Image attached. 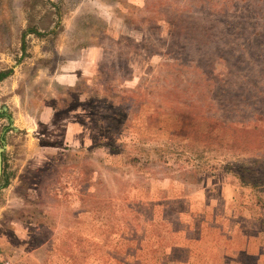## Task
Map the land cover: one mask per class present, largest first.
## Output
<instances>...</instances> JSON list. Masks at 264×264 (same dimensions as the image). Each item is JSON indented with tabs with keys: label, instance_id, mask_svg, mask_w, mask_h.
I'll list each match as a JSON object with an SVG mask.
<instances>
[{
	"label": "rangeland",
	"instance_id": "1",
	"mask_svg": "<svg viewBox=\"0 0 264 264\" xmlns=\"http://www.w3.org/2000/svg\"><path fill=\"white\" fill-rule=\"evenodd\" d=\"M263 119L264 0H0V256L264 264Z\"/></svg>",
	"mask_w": 264,
	"mask_h": 264
},
{
	"label": "trees",
	"instance_id": "2",
	"mask_svg": "<svg viewBox=\"0 0 264 264\" xmlns=\"http://www.w3.org/2000/svg\"><path fill=\"white\" fill-rule=\"evenodd\" d=\"M191 60L193 61L192 58H191ZM206 60H208V59L199 58L197 62H205ZM195 62H196V60H195ZM190 66L195 68V64L192 65V63H191ZM196 73H198L199 78L201 77L200 80L202 81V84H203V91L205 90V92H203L204 93L203 96L207 97L206 100H207L208 103L206 104V106H207L208 114L205 115L206 117L205 116L204 117L208 119V123H209L208 125H206V129L209 130V132H206V135H210V132H212L214 129H217L218 131H222V127H227L228 126L227 125L228 124L227 120H225L226 117H227L225 115L226 114L225 110H228L229 113L234 112L233 109H232V106H234L236 104V102H238V101H237V99H235L236 95H233L234 97L227 98V99L223 97V96H228L227 93H226V95H224V93H223L222 96L218 95V92H216V90H215L216 88L214 89V83L212 82V80L209 79V78L208 79L204 78V76H206V75H204L202 72L197 71ZM163 80L166 81V79H163ZM204 81H206L207 83H205ZM215 94H216L218 100H214V98L211 99V97H215ZM218 112L224 113L221 116V118L216 116L217 115L216 113H218ZM209 114H211V116ZM194 115H195V118H192V119H197L199 121L204 119V117L202 115H200V114L199 115L194 114ZM229 120H231V119H229ZM252 121H254V120H252ZM256 121H257L256 123H258V120H256ZM259 121H261V120H259ZM263 121H264V119H263ZM240 122H242V123H240ZM182 126L183 127L181 128V130L183 132L187 131L189 128L200 127V126H197L196 124H192V120H190V122L182 121ZM235 126H236V129L241 130V132H243V133H247L250 130H256V128H257L256 125L253 126V127H249L248 124L245 123L244 121H238V123ZM237 126H240V127L238 128ZM192 131L194 132V135L196 137H202V131H201V133H200V131H197V130H195V131L192 130ZM185 138H190V133H185ZM244 172H246V173H244ZM241 174L242 175H240V177L242 178V180L244 182H247L248 184H253L254 185V183H250V182H254V181L258 180L257 177L254 176V174H256V173H251L249 175V167H247L246 170L241 172ZM245 175H246V177H245ZM245 179H246V181H245Z\"/></svg>",
	"mask_w": 264,
	"mask_h": 264
},
{
	"label": "built area",
	"instance_id": "3",
	"mask_svg": "<svg viewBox=\"0 0 264 264\" xmlns=\"http://www.w3.org/2000/svg\"><path fill=\"white\" fill-rule=\"evenodd\" d=\"M0 264H12L11 261H9L8 259H3L1 256H0Z\"/></svg>",
	"mask_w": 264,
	"mask_h": 264
}]
</instances>
